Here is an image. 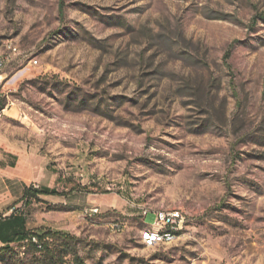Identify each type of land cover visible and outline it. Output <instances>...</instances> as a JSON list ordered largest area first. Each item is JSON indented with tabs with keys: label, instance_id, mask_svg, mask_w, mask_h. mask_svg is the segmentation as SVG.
<instances>
[{
	"label": "rangeland",
	"instance_id": "374dc122",
	"mask_svg": "<svg viewBox=\"0 0 264 264\" xmlns=\"http://www.w3.org/2000/svg\"><path fill=\"white\" fill-rule=\"evenodd\" d=\"M9 45L0 134L62 194L1 178L0 217L64 234L0 264H264V0H0Z\"/></svg>",
	"mask_w": 264,
	"mask_h": 264
},
{
	"label": "crops",
	"instance_id": "0c3cea01",
	"mask_svg": "<svg viewBox=\"0 0 264 264\" xmlns=\"http://www.w3.org/2000/svg\"><path fill=\"white\" fill-rule=\"evenodd\" d=\"M19 146L20 145L18 143L14 145L5 136L0 134V179L6 178L5 179L6 188H7L6 197H8L10 186H15L17 193L21 195L23 193L24 188L26 186H29V182L35 179L33 174L36 166L35 158L33 157L30 151L28 152V148L20 149ZM14 147L18 149H15ZM8 156L16 157L15 162L12 161L10 163H6L7 162L6 157ZM0 185H1V181H0ZM2 198L3 195L0 190V211L3 205ZM8 200L9 199L7 198V201ZM25 227L28 229L27 219L25 222ZM14 231L15 228L9 229L8 232L6 233L7 237L8 238L12 237Z\"/></svg>",
	"mask_w": 264,
	"mask_h": 264
},
{
	"label": "trees",
	"instance_id": "16d2710c",
	"mask_svg": "<svg viewBox=\"0 0 264 264\" xmlns=\"http://www.w3.org/2000/svg\"><path fill=\"white\" fill-rule=\"evenodd\" d=\"M44 194H53V195H61L55 189H45L43 191H39L35 189L33 186H26L23 190L21 199L28 198L29 195H37L38 193ZM26 217L23 213H18L16 209L8 215L4 217H0V241L9 246L11 243H20V242H29V244L34 248H41L42 245H47V238L49 235H63L64 233L53 232L46 229H34L30 230L25 227ZM18 227V229H17ZM15 228V231L12 237L8 238L6 233L9 229Z\"/></svg>",
	"mask_w": 264,
	"mask_h": 264
},
{
	"label": "bare ground",
	"instance_id": "6f19581e",
	"mask_svg": "<svg viewBox=\"0 0 264 264\" xmlns=\"http://www.w3.org/2000/svg\"><path fill=\"white\" fill-rule=\"evenodd\" d=\"M7 50L15 51L18 49L14 45H9ZM11 54H12V52H9L8 54L7 53H0L1 61H9V56ZM1 79H2V76H1ZM169 211H177L179 213H183L181 209H172ZM177 234H178V226H175V225L161 226L159 223L154 222L150 226V228L147 229L143 233V239L147 244H152V245L161 244V243L162 244H169V243L174 242L178 237H180V236L177 237ZM147 235H158V236H160L159 237V243H158V239L147 238Z\"/></svg>",
	"mask_w": 264,
	"mask_h": 264
},
{
	"label": "built area",
	"instance_id": "2783aa9c",
	"mask_svg": "<svg viewBox=\"0 0 264 264\" xmlns=\"http://www.w3.org/2000/svg\"><path fill=\"white\" fill-rule=\"evenodd\" d=\"M9 52H12V55H16L19 52V50L9 51ZM9 62L10 61H1V59H0V94H1V85H2V81H3V79H1V76L4 75L3 69L6 68V66L9 64ZM31 63H37V60H35V62H31ZM148 211L149 210H144L143 216H145ZM152 211H154L156 214L154 222L159 223L161 226H167V225L178 226L177 237L183 236L184 226H185L184 213H179L177 211H169V210H165V211L152 210ZM159 237L160 236H158V235H147V238L158 239V243H159Z\"/></svg>",
	"mask_w": 264,
	"mask_h": 264
}]
</instances>
